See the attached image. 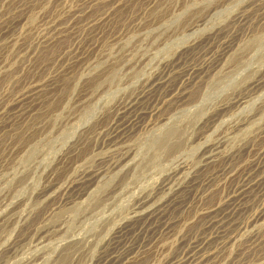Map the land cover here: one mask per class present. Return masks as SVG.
Returning a JSON list of instances; mask_svg holds the SVG:
<instances>
[{
	"label": "rangeland",
	"instance_id": "1",
	"mask_svg": "<svg viewBox=\"0 0 264 264\" xmlns=\"http://www.w3.org/2000/svg\"><path fill=\"white\" fill-rule=\"evenodd\" d=\"M102 263L264 264V0H0V264Z\"/></svg>",
	"mask_w": 264,
	"mask_h": 264
},
{
	"label": "bare ground",
	"instance_id": "2",
	"mask_svg": "<svg viewBox=\"0 0 264 264\" xmlns=\"http://www.w3.org/2000/svg\"><path fill=\"white\" fill-rule=\"evenodd\" d=\"M160 141V140H159ZM156 142V141H155ZM194 173V172H193ZM70 189V188H69ZM47 192V191H46ZM146 202V201H145ZM144 202V203H145ZM148 202V201H147ZM146 202V203H147ZM144 205V204H143ZM147 205V204H146ZM166 205V204H165ZM141 206H142V204H141ZM148 206L149 205H147V210H144V211H142V212H139V211H137L136 213H135V215H134V218H136V217H139V216H143L144 217V215L145 216H148V215H150V214H152V213H154L155 212V209H152V208H150V209H148ZM156 206V205H155ZM158 206V205H157ZM143 208H145V207H143ZM140 209V208H139ZM160 211V210H159ZM158 212V211H157ZM160 212H162V210L160 211ZM157 215V214H156ZM162 215H163V213H162ZM161 215V216H162ZM155 216V215H154ZM158 216H160V215H158ZM151 217V216H150ZM152 218H153V216H152ZM151 223V222H150ZM125 224H127L128 225V223L126 222ZM131 224V223H130ZM145 224V223H144ZM127 225H125L124 227H127ZM149 225V224H148ZM152 225V223L150 224V226ZM128 226H130V225H128ZM142 227V226H141ZM120 228V227H119ZM133 229V228H132ZM136 229H137V227H136ZM149 229V228H148ZM120 230H121V228H120ZM123 230V229H122ZM140 231V230H139ZM142 231H143V229H142ZM117 232H118V230H117ZM119 232H121L122 233V231H119ZM118 232V233H119ZM127 232V231H126ZM117 233V234H118ZM131 234V233H130ZM137 235H139V234H137ZM120 236V235H119ZM127 236H130V235H127ZM121 237V236H120ZM134 237V236H133ZM115 239V238H114ZM117 239V238H116ZM115 239V240H116ZM122 240V239H121ZM127 240V239H126ZM117 245V244H116ZM132 246H134V245H132ZM137 246V245H136ZM115 247V246H114ZM122 247V246H121ZM112 255V254H111ZM125 255H128V254H125ZM125 257V256H124ZM113 258H114V256H113ZM127 258V257H126ZM205 257H203L202 259H204ZM108 259H109V257H108ZM118 259V258H117ZM110 260H111V258H110ZM116 260V259H115ZM107 261V260H106ZM112 261V260H111ZM103 264V263H102Z\"/></svg>",
	"mask_w": 264,
	"mask_h": 264
}]
</instances>
